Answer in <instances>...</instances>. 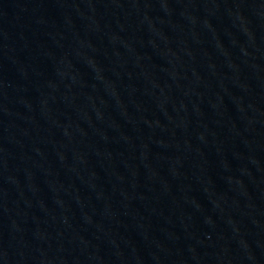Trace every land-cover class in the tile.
I'll return each instance as SVG.
<instances>
[{
  "label": "water",
  "instance_id": "1",
  "mask_svg": "<svg viewBox=\"0 0 264 264\" xmlns=\"http://www.w3.org/2000/svg\"><path fill=\"white\" fill-rule=\"evenodd\" d=\"M67 264H264V0H3Z\"/></svg>",
  "mask_w": 264,
  "mask_h": 264
}]
</instances>
